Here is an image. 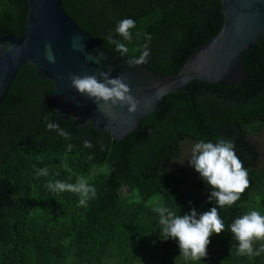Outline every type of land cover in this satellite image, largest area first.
I'll return each instance as SVG.
<instances>
[{
    "label": "trees",
    "instance_id": "trees-1",
    "mask_svg": "<svg viewBox=\"0 0 264 264\" xmlns=\"http://www.w3.org/2000/svg\"><path fill=\"white\" fill-rule=\"evenodd\" d=\"M62 3L83 31L123 61L138 57L147 44L146 65L163 75L177 74L224 24L221 0ZM28 11L27 0H0V39L24 36ZM124 18L136 22L130 42L115 31ZM109 36L128 52L116 51ZM242 65L248 80L233 87L191 82L188 92L168 95L163 108L124 141L92 125L79 129L72 119L60 120L49 102L53 84L21 67L0 106V264H194L178 259L176 241L162 239L154 208L184 215L217 206L184 149L219 138L235 143L250 187L234 206L219 209L225 231L210 238L207 257L195 264H264V254L237 255L230 232L238 216L264 214V38ZM48 122L71 139L47 130ZM85 140L93 147L85 148ZM42 168L49 175L37 178ZM78 176L96 188L87 207H78L75 194L54 195L44 187L47 181L75 183Z\"/></svg>",
    "mask_w": 264,
    "mask_h": 264
},
{
    "label": "water",
    "instance_id": "water-1",
    "mask_svg": "<svg viewBox=\"0 0 264 264\" xmlns=\"http://www.w3.org/2000/svg\"><path fill=\"white\" fill-rule=\"evenodd\" d=\"M27 2L26 34L0 39V106L20 68L28 66L36 71L39 80L53 84L49 102L60 120L72 119L79 129L92 125L99 133L112 135L115 141L127 140L150 114L163 108L168 95L188 92L191 82L233 87L248 80L242 60L264 38V0H221L224 24L220 33L192 54L177 74L163 75L146 64L131 66L105 49L65 12L62 0ZM74 36L82 37L76 44H83V52L74 50ZM25 43L27 47L14 59L17 53L9 46ZM49 43L55 64L45 57V45ZM85 53L102 56L100 63L87 61ZM100 71H110L113 78L126 76L132 94L141 101V112L130 115L127 107L116 108L114 115L106 118L92 101L71 87V75H98ZM157 87L165 89L163 98L145 109L144 97L154 96Z\"/></svg>",
    "mask_w": 264,
    "mask_h": 264
},
{
    "label": "clouds",
    "instance_id": "clouds-1",
    "mask_svg": "<svg viewBox=\"0 0 264 264\" xmlns=\"http://www.w3.org/2000/svg\"><path fill=\"white\" fill-rule=\"evenodd\" d=\"M136 27V22L131 18H124L116 25V34L123 41L132 40V29ZM139 35V33H137ZM148 40L151 37H147ZM73 48L76 51H84L83 44H76L82 37L74 36ZM108 43L115 46L116 51L122 55L128 52V48L121 40L107 37ZM27 47V43L22 46L10 45L9 50H15L17 59L21 50ZM150 50L148 45H143L140 55L133 57L129 61L131 66H140L148 62ZM45 57L49 63L55 64L56 58L52 51L51 44L45 45ZM100 57L85 53V59L90 62L100 63ZM71 87L81 96L87 97L97 106V111L106 118L114 115L116 108L127 107L130 115L141 112V101L132 94V89L126 76L112 77L110 71H100L98 75L85 73L83 75H71L69 77ZM165 89L157 87V91L152 97H144V108H148L157 100L162 99ZM142 114V113H141ZM47 119V118H46ZM46 128L49 131H56L58 135L65 139H71L68 132L61 129L56 123L48 122ZM85 148H92L90 141L83 142ZM73 145H67L68 151ZM191 167L199 174L200 178L210 189L209 201L215 205L208 211L197 213L193 208L190 214L178 215L170 208L160 206L154 208L159 214V224L161 225V237L163 240L172 239L177 242L180 256L185 262H201L207 257V248L211 243L213 235H220L225 231V225L219 215V209L234 206L242 197V194L250 187L248 170L244 167L235 151V143L223 138L213 141L200 140L193 144L191 155L188 159ZM67 167L66 162L63 164ZM47 168L36 170V177H47ZM44 187L53 193H72L78 197V207H87L89 201L96 198V188L91 185L87 178L78 176L75 183L61 180L47 181ZM230 232L237 242V255L248 257L249 259L259 257L264 254V214L257 210H251L238 216L230 225ZM256 245H259L257 247Z\"/></svg>",
    "mask_w": 264,
    "mask_h": 264
},
{
    "label": "rangeland",
    "instance_id": "rangeland-1",
    "mask_svg": "<svg viewBox=\"0 0 264 264\" xmlns=\"http://www.w3.org/2000/svg\"><path fill=\"white\" fill-rule=\"evenodd\" d=\"M264 143V142H263ZM191 146H186L185 149H184V153L185 155H188L189 153H191Z\"/></svg>",
    "mask_w": 264,
    "mask_h": 264
}]
</instances>
